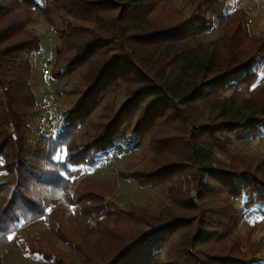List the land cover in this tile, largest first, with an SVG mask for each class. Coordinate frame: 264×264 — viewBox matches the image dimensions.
<instances>
[{
    "label": "trees",
    "instance_id": "1",
    "mask_svg": "<svg viewBox=\"0 0 264 264\" xmlns=\"http://www.w3.org/2000/svg\"><path fill=\"white\" fill-rule=\"evenodd\" d=\"M23 1L28 6L37 3ZM222 2L202 0L196 3L189 18L160 26L151 17L160 0L53 1L56 8L78 21L68 22L60 32L56 60L62 59L66 50L73 51L74 56L65 70L56 73L68 74L85 68L83 96L74 108L63 113L61 133L55 139L69 141L73 128L89 120L110 93L121 90L126 96L119 110L106 116L108 122L93 124L94 134H86L85 142L67 143L64 164L94 162L115 150L122 138L125 146L131 147L151 136L156 147H167L184 159L153 172H135L132 177L143 185L164 182L184 172L195 174L200 188L204 175L209 173L229 194L240 197L244 190L263 183L258 176L246 172L216 170L207 161L213 147L225 146L224 134L235 135L246 124L250 138L263 133L254 121L259 111H264L257 106L258 112H253L256 106L252 101L256 97L246 100L243 107L236 103L228 107L220 102L217 104L220 120L200 123L197 120L196 105L200 100L223 88L236 91L253 86L258 80V65L264 62V55L251 54L241 59L236 35L226 33L207 43L200 40V34L213 27V19L232 16L217 7ZM4 15L0 9V159L4 161L1 168L13 174L16 183H0V201L4 206L0 213V236L22 219L44 212L41 200L23 189L29 181L58 183L72 202L84 203L95 197L75 180L60 176L58 169L44 174L28 161L34 150L26 136L30 127L27 117L36 96L29 85L32 63L24 55L40 50L42 44L32 33L17 39L18 24L4 23L1 20ZM161 132L167 136H160ZM257 200L264 201V193H258ZM183 201L187 203L186 215L162 218L151 222L146 231L121 237L103 264H264L209 252H202L201 256L192 249L183 255L177 250L171 254L170 262H163L162 255L173 251L178 229L205 227L192 238L199 242L214 234L204 224L211 221L207 219V210L199 213L193 200ZM249 203L252 202H245Z\"/></svg>",
    "mask_w": 264,
    "mask_h": 264
},
{
    "label": "rangeland",
    "instance_id": "2",
    "mask_svg": "<svg viewBox=\"0 0 264 264\" xmlns=\"http://www.w3.org/2000/svg\"><path fill=\"white\" fill-rule=\"evenodd\" d=\"M36 1L35 5L28 6L23 0H0V9L5 12L1 20L18 24L16 38L24 39L32 33L42 44L40 50L24 55L32 63L29 85L36 96L34 108L27 117L30 127L26 136L34 150L28 161L44 174L58 169L60 176L75 180L79 187L95 197L84 203L72 202L58 183H26L23 189L41 200L44 212L22 219L0 236V264H103L113 254L121 237L146 231L151 222L186 215L184 199L193 200L199 213L207 210V219L211 221L204 224L214 234L199 242L192 238L197 230L205 227L178 229L174 234L173 251L162 255L163 262H170L173 252L178 250L183 255L189 249L201 256L202 252H209L263 262L264 201L257 200V194L264 193V111L254 117L255 123L263 130L260 136L250 138L246 124L235 135L224 134L225 146L213 147L207 158L216 170L246 172L263 181L244 190L240 197L229 194L209 173L204 175L200 188L195 174L184 172L157 184H141L132 177L135 172H153L184 159L180 153L167 147H156L151 136L131 147L125 146L122 138L115 150L94 162L64 164L68 156L67 143L85 142L86 134H94L93 124L108 122L106 116L118 111L126 96L117 90L104 97L89 120L73 128L69 141L47 137L37 125L40 94L48 86L57 91L62 124L63 113L74 108L83 96L85 68L57 75L56 72L65 70L74 56L73 51L66 50L64 57L56 60L60 32L66 29L68 22L77 24L78 21L56 8L54 0ZM200 1L160 0L151 17L160 26L176 23L189 18ZM217 7L232 16L213 19V27L200 34V40L207 43L226 33L236 35L238 49L242 51L239 54L241 59L251 54L264 55V0H223ZM258 68V80L253 86H243L236 91L223 88L200 100L196 105L199 108L198 123L220 120L217 108L220 102L228 107L234 103L243 107L246 100L252 101L256 97L252 101L256 106L253 112H258L257 106L264 110V62L259 63ZM233 95L234 100H231ZM202 141L207 143L205 139ZM110 157H115L116 161L111 162ZM3 162L0 159V183H16L14 175L5 167L1 168ZM247 201L252 203L246 205ZM3 209L0 201V213Z\"/></svg>",
    "mask_w": 264,
    "mask_h": 264
},
{
    "label": "built area",
    "instance_id": "3",
    "mask_svg": "<svg viewBox=\"0 0 264 264\" xmlns=\"http://www.w3.org/2000/svg\"><path fill=\"white\" fill-rule=\"evenodd\" d=\"M48 75L51 76V72L48 71ZM59 108V95L52 86H48L39 96L37 125L49 139H55L61 133ZM109 159L111 162L116 161L115 157Z\"/></svg>",
    "mask_w": 264,
    "mask_h": 264
},
{
    "label": "snow or ice",
    "instance_id": "4",
    "mask_svg": "<svg viewBox=\"0 0 264 264\" xmlns=\"http://www.w3.org/2000/svg\"><path fill=\"white\" fill-rule=\"evenodd\" d=\"M12 237H9V239H11Z\"/></svg>",
    "mask_w": 264,
    "mask_h": 264
}]
</instances>
